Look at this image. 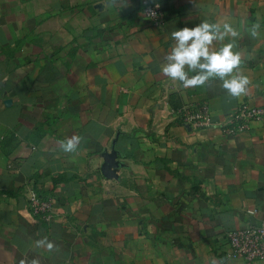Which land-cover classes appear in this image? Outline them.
<instances>
[{
  "label": "crops",
  "instance_id": "0c3cea01",
  "mask_svg": "<svg viewBox=\"0 0 264 264\" xmlns=\"http://www.w3.org/2000/svg\"><path fill=\"white\" fill-rule=\"evenodd\" d=\"M156 1L163 29L137 0H0V264H250L227 236L264 217V120L236 135L220 123L264 105V0ZM205 21L240 32L247 95L161 75L171 33ZM203 104L207 127L174 113ZM113 147L122 166L109 179ZM33 191L52 196L50 223L29 211ZM45 236L59 252L35 247Z\"/></svg>",
  "mask_w": 264,
  "mask_h": 264
},
{
  "label": "clouds",
  "instance_id": "9594fccd",
  "mask_svg": "<svg viewBox=\"0 0 264 264\" xmlns=\"http://www.w3.org/2000/svg\"><path fill=\"white\" fill-rule=\"evenodd\" d=\"M150 0H145V3ZM259 22L253 23L247 31L252 38L260 35ZM240 32L231 23L201 22L195 27H184L173 31L171 37L174 46L165 57L166 62L161 65V75L173 81H178L183 88H198L209 84L212 80L221 81V86L233 98L247 95L250 79L243 75V54L237 51L235 38ZM231 38V42L222 43L217 48L218 42ZM189 73H194L189 75ZM81 143L80 136H71L61 143L65 153L77 150ZM37 249H46L49 253L59 252V246L44 237L35 241ZM24 264V261L21 262ZM29 264H40L38 258H33Z\"/></svg>",
  "mask_w": 264,
  "mask_h": 264
},
{
  "label": "built area",
  "instance_id": "2783aa9c",
  "mask_svg": "<svg viewBox=\"0 0 264 264\" xmlns=\"http://www.w3.org/2000/svg\"><path fill=\"white\" fill-rule=\"evenodd\" d=\"M144 16L153 25L163 29L166 15L162 4L156 0H137ZM182 124H188L198 129L212 124L211 110L208 104L199 107H186L174 112ZM264 120V105H251L242 102L235 111L230 113L220 123L227 135H236L250 129L254 121ZM28 209L39 220L50 223L54 218V200L52 196L31 192L28 200ZM249 213H254L249 210ZM230 256L234 259H243L250 264H258L264 260V217L258 223H250L244 227L228 233Z\"/></svg>",
  "mask_w": 264,
  "mask_h": 264
},
{
  "label": "water",
  "instance_id": "95a60500",
  "mask_svg": "<svg viewBox=\"0 0 264 264\" xmlns=\"http://www.w3.org/2000/svg\"><path fill=\"white\" fill-rule=\"evenodd\" d=\"M114 143H116V140ZM102 156L104 158V163L101 169L103 175L109 179L117 177L116 170L122 166V162L119 159V152L113 147L111 152L106 150Z\"/></svg>",
  "mask_w": 264,
  "mask_h": 264
},
{
  "label": "trees",
  "instance_id": "16d2710c",
  "mask_svg": "<svg viewBox=\"0 0 264 264\" xmlns=\"http://www.w3.org/2000/svg\"><path fill=\"white\" fill-rule=\"evenodd\" d=\"M39 193V192H38ZM41 194V193H40ZM41 195H43V194H41Z\"/></svg>",
  "mask_w": 264,
  "mask_h": 264
}]
</instances>
